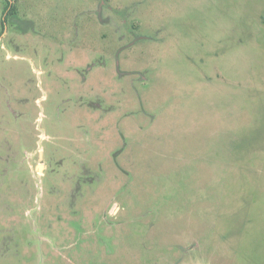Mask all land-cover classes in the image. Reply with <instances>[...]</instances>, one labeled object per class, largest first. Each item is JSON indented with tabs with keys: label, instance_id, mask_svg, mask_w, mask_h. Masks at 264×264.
I'll use <instances>...</instances> for the list:
<instances>
[{
	"label": "rangeland",
	"instance_id": "obj_1",
	"mask_svg": "<svg viewBox=\"0 0 264 264\" xmlns=\"http://www.w3.org/2000/svg\"><path fill=\"white\" fill-rule=\"evenodd\" d=\"M0 264H264V0H0Z\"/></svg>",
	"mask_w": 264,
	"mask_h": 264
},
{
	"label": "trees",
	"instance_id": "obj_2",
	"mask_svg": "<svg viewBox=\"0 0 264 264\" xmlns=\"http://www.w3.org/2000/svg\"><path fill=\"white\" fill-rule=\"evenodd\" d=\"M8 10H9V4H7L5 7H4V9H3V12H8ZM4 26V25H3Z\"/></svg>",
	"mask_w": 264,
	"mask_h": 264
}]
</instances>
